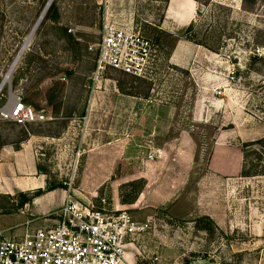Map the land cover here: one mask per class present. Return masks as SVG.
Segmentation results:
<instances>
[{
  "label": "rangeland",
  "instance_id": "1",
  "mask_svg": "<svg viewBox=\"0 0 264 264\" xmlns=\"http://www.w3.org/2000/svg\"><path fill=\"white\" fill-rule=\"evenodd\" d=\"M47 1L0 0V86L17 62L0 108L20 95L48 117L0 118V150L30 145L45 187L148 220L129 247L137 264H264V174L244 175L264 170L258 145H244L264 135V0L248 9L195 0L200 11L184 23L164 0H52L44 11ZM105 22L157 45L154 84L114 69L99 86L91 81L89 45ZM164 110L174 116L159 118L157 131L139 114ZM91 111L99 114L87 124ZM7 159L0 238L53 223L56 210L33 216L22 200L35 189L7 192ZM32 217L42 225L28 224Z\"/></svg>",
  "mask_w": 264,
  "mask_h": 264
},
{
  "label": "built area",
  "instance_id": "2",
  "mask_svg": "<svg viewBox=\"0 0 264 264\" xmlns=\"http://www.w3.org/2000/svg\"><path fill=\"white\" fill-rule=\"evenodd\" d=\"M156 46L140 31L105 22L99 41L89 45L96 50L89 78L99 86L104 73L114 69L154 84L161 70ZM0 118L26 124L48 117L16 95L0 108ZM53 213L51 224L0 238V264H137L129 247L149 227L148 220L134 218L127 208H100L70 194Z\"/></svg>",
  "mask_w": 264,
  "mask_h": 264
},
{
  "label": "crops",
  "instance_id": "3",
  "mask_svg": "<svg viewBox=\"0 0 264 264\" xmlns=\"http://www.w3.org/2000/svg\"><path fill=\"white\" fill-rule=\"evenodd\" d=\"M172 0H168V4H171ZM177 1L178 5H175L173 9L170 11V7L166 6V11L168 16H172L174 20L177 22H187L192 13L196 11V1L195 0H173ZM177 45H180V42L177 43ZM98 112H89L87 115L89 123V119L93 116H98ZM139 114L140 117H146L150 119L151 127L155 125V131L158 130L157 124L159 118H165L168 122L173 118L174 111L171 110H164V111H142ZM145 126V125H144ZM150 125H147L149 127ZM169 126V125H168ZM0 156H9L11 160L7 159L6 162L3 164H6V166L10 167L9 176H8V183L6 184L7 192H22L26 190H34L37 188H44L45 186V178L42 177V174L38 172L37 169V161L35 154L33 152V147H22L20 149H9L4 148L0 150ZM8 172V169H7ZM30 200L27 203L28 211L31 215H46L51 212H53L55 209H57L62 202L66 199L68 196L67 193H65L64 190L60 188H53L50 190H45L44 192L38 194V195H32L30 194ZM204 214H207L211 218L216 219V211H210L206 210L204 211ZM36 217L29 218L27 220L28 224L31 226H40L42 225L40 220V223L37 224V220H35ZM52 222V221H51ZM40 224V225H39ZM44 224V223H43ZM51 224V223H49ZM216 226L221 227L222 223L217 219L215 221ZM230 224L233 226L234 220L233 218L230 221ZM238 228V225H237ZM253 228H256V224L253 225ZM23 231V227H20L18 229L19 231ZM30 229L26 228L23 232L28 231ZM21 231V232H22Z\"/></svg>",
  "mask_w": 264,
  "mask_h": 264
},
{
  "label": "trees",
  "instance_id": "4",
  "mask_svg": "<svg viewBox=\"0 0 264 264\" xmlns=\"http://www.w3.org/2000/svg\"><path fill=\"white\" fill-rule=\"evenodd\" d=\"M164 1H165L164 2L165 5H166V3L168 2V0H164ZM196 1H198L200 3H204V4L208 2L207 0H204V1H202V0H196ZM249 1L250 0H241V5H243L245 9H248L249 8V5H248ZM199 11H200V9L197 8V13H199ZM193 23H194V20L191 21L186 26L187 27L186 30H185L186 32H188L191 29ZM255 54L257 55V53H255ZM252 144L253 145L257 144L258 145V147L256 149H254L255 151L260 152V153H264V135L261 136V137H259V138H257V139H254L252 141H249V142L244 143V145H246V146L247 145H252ZM260 173L261 174H264V170L254 171L253 173L244 172V175H253V174H260ZM53 188H55V186H46L44 188H37V189H35L33 191L32 195H38V194L44 192L45 190H50V189H53ZM30 196L31 195H29V196H26L25 195L24 198H23V200H22V202L23 203L28 202L30 200Z\"/></svg>",
  "mask_w": 264,
  "mask_h": 264
},
{
  "label": "bare ground",
  "instance_id": "5",
  "mask_svg": "<svg viewBox=\"0 0 264 264\" xmlns=\"http://www.w3.org/2000/svg\"><path fill=\"white\" fill-rule=\"evenodd\" d=\"M51 1H52V0L49 1V3L47 4L46 8L44 9V11L47 10V8H48V6L50 5ZM44 11H43V12H44ZM42 17H43V15H41L40 19H41ZM40 19H39V20H40ZM35 29H36V28H35ZM25 49H26V48L24 47L23 51H24ZM22 53H23V52H22ZM22 55H23V54H22ZM18 60H19V57H18ZM18 60H17V61H18ZM16 64H17V62L15 63V65H16ZM15 65H14V67H15ZM14 67H13L12 71L14 70ZM12 71L6 76L5 81L2 82V84H1V86H0V90L3 88V86L5 85V83L7 82V80L10 79V74L12 73Z\"/></svg>",
  "mask_w": 264,
  "mask_h": 264
},
{
  "label": "water",
  "instance_id": "6",
  "mask_svg": "<svg viewBox=\"0 0 264 264\" xmlns=\"http://www.w3.org/2000/svg\"><path fill=\"white\" fill-rule=\"evenodd\" d=\"M47 3H48V1H47ZM46 3V4H47ZM9 81H10V79L8 80V83H9ZM197 264H205V262L204 261H201V262H199V263H197Z\"/></svg>",
  "mask_w": 264,
  "mask_h": 264
}]
</instances>
